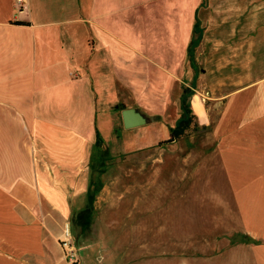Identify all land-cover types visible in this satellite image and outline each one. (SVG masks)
I'll return each mask as SVG.
<instances>
[{
	"label": "crops",
	"instance_id": "crops-1",
	"mask_svg": "<svg viewBox=\"0 0 264 264\" xmlns=\"http://www.w3.org/2000/svg\"><path fill=\"white\" fill-rule=\"evenodd\" d=\"M183 87L193 113L196 102L210 111L193 172L216 159L225 184H178V219L231 204L240 246L264 264V0H0V264H71L66 225L78 255H98L100 223L116 215L113 169L90 190L116 157L121 110L164 134L149 145L137 143L144 125L122 131L132 158L167 139L163 110L178 99L176 121Z\"/></svg>",
	"mask_w": 264,
	"mask_h": 264
},
{
	"label": "rangeland",
	"instance_id": "rangeland-1",
	"mask_svg": "<svg viewBox=\"0 0 264 264\" xmlns=\"http://www.w3.org/2000/svg\"><path fill=\"white\" fill-rule=\"evenodd\" d=\"M249 36L256 37L257 33L255 35L253 30ZM121 99V95L116 96V101ZM148 102L152 109L163 110L157 100ZM194 108L201 118L195 119V124L179 142L176 139L170 143H155L132 158H128L121 134L129 130L119 128L114 137L117 139L113 148L116 157L111 165L104 161L100 166L104 171L111 167L114 172L111 192L116 215L100 223L99 242L93 248V253L97 250L98 255H88L86 248L79 249L80 264H252L248 252L239 244L240 240L246 239L239 232L231 204L215 207V219H178V184L196 183L206 187L208 184L220 187L225 184L216 159L193 172L199 154L194 158L192 154L200 151V147L206 148L209 126L205 118L210 114L207 110L203 115L199 102ZM176 114L178 99L170 98L168 109L163 110V121L168 130L175 124ZM138 129L142 135L137 143L151 145L164 136L162 128H154L152 124ZM105 150L101 149V152ZM131 185H135V191L130 190ZM143 197L144 205L139 202ZM133 198L135 205L131 206ZM223 214L226 215L224 219L221 218ZM75 245L82 246L78 238Z\"/></svg>",
	"mask_w": 264,
	"mask_h": 264
},
{
	"label": "trees",
	"instance_id": "trees-1",
	"mask_svg": "<svg viewBox=\"0 0 264 264\" xmlns=\"http://www.w3.org/2000/svg\"><path fill=\"white\" fill-rule=\"evenodd\" d=\"M193 37L190 41V44L188 46V57L189 60L191 61L193 59V49L195 46H197L200 38H201V34H202V30L199 26L198 21H196L194 23L193 26ZM193 93V91L187 87H183L182 89V93L180 95L179 98V106H180V115L179 117L176 119L175 124L169 128V134L167 139L160 141L158 144L161 143H170L173 142L176 139H181L185 136V134L188 132V130L191 128V126H193L195 123V119L198 118L197 114L193 113L189 103H188V99L189 96ZM156 118H158V116H156ZM96 148H99V140H100V136L99 133L96 134ZM92 171L93 169L97 170V168H95L93 165H91ZM104 172L103 169L97 170L95 173V176H93V189L90 190V193L93 195L96 192H98V190L101 188V180H100V176L101 174Z\"/></svg>",
	"mask_w": 264,
	"mask_h": 264
},
{
	"label": "built area",
	"instance_id": "built-area-1",
	"mask_svg": "<svg viewBox=\"0 0 264 264\" xmlns=\"http://www.w3.org/2000/svg\"><path fill=\"white\" fill-rule=\"evenodd\" d=\"M59 244L62 249L64 259L71 264H77L79 262L78 249L72 240L68 225L65 227L64 236L59 240Z\"/></svg>",
	"mask_w": 264,
	"mask_h": 264
},
{
	"label": "water",
	"instance_id": "water-1",
	"mask_svg": "<svg viewBox=\"0 0 264 264\" xmlns=\"http://www.w3.org/2000/svg\"><path fill=\"white\" fill-rule=\"evenodd\" d=\"M120 114L125 129L135 128L146 123V117L133 107L122 109Z\"/></svg>",
	"mask_w": 264,
	"mask_h": 264
}]
</instances>
